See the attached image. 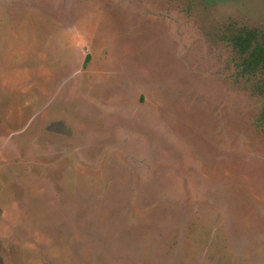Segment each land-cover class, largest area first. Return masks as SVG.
<instances>
[{
    "label": "rangeland",
    "instance_id": "1",
    "mask_svg": "<svg viewBox=\"0 0 264 264\" xmlns=\"http://www.w3.org/2000/svg\"><path fill=\"white\" fill-rule=\"evenodd\" d=\"M230 21L264 0H0V264H264Z\"/></svg>",
    "mask_w": 264,
    "mask_h": 264
},
{
    "label": "trees",
    "instance_id": "2",
    "mask_svg": "<svg viewBox=\"0 0 264 264\" xmlns=\"http://www.w3.org/2000/svg\"><path fill=\"white\" fill-rule=\"evenodd\" d=\"M218 37L232 50L235 74L250 84L252 93L264 99V27H250L230 21ZM88 59V58H87ZM257 122L264 124V104Z\"/></svg>",
    "mask_w": 264,
    "mask_h": 264
}]
</instances>
